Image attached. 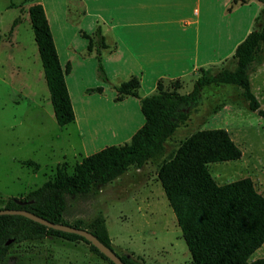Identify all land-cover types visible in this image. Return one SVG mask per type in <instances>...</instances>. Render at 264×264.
<instances>
[{
	"label": "rangeland",
	"instance_id": "obj_1",
	"mask_svg": "<svg viewBox=\"0 0 264 264\" xmlns=\"http://www.w3.org/2000/svg\"><path fill=\"white\" fill-rule=\"evenodd\" d=\"M39 0H0V197L23 199L29 192L52 180L56 169L62 167L73 174L74 165L112 143L107 124L116 107L100 102L78 103V121L57 125L50 103L38 49L28 16V8ZM42 1V0H41ZM90 8L89 26L97 12L105 14L102 0H84ZM244 0H236V2ZM49 12L54 10V26L62 18L63 5L68 19L79 20L77 0H43ZM246 2V1H245ZM78 5V4H77ZM113 6V4H111ZM61 6V7H60ZM262 9V5L260 6ZM115 9V8H113ZM117 9V8H116ZM115 9V10H116ZM116 16L118 12L111 11ZM106 15V14H105ZM104 15V16H105ZM242 18L249 20L248 13ZM101 19V18H100ZM242 21V28L247 26ZM264 21L261 12L254 29ZM92 24V23H90ZM234 26V25H233ZM232 28L228 44L234 42L238 30ZM229 30V29H228ZM54 36L57 29L54 27ZM60 33V32H59ZM229 33V32H228ZM59 51H67L62 38L56 40ZM71 51H88L87 41L68 34ZM231 55L223 63L211 66V73L220 69L233 70ZM194 78L185 79L181 94L189 93ZM251 88L264 109V63L250 75ZM171 82L167 89H171ZM85 114V116L83 115ZM118 114V112H117ZM107 117V119H105ZM106 121V122H105ZM89 123L91 145L85 146L80 130ZM107 123V124H106ZM201 129H224L239 147L242 156L237 161L210 163L209 172L218 185L250 178L256 190L264 196V120L251 112L240 99L239 90L227 86L204 88L199 105L181 124L166 144L165 158L171 157L179 145ZM85 131V130H84ZM31 161L33 164L24 165ZM37 165V167L35 166ZM156 165L149 164L137 172L127 173L101 188L99 192L67 196L64 219L79 223L88 230L103 223L118 255H127L138 264H192L191 256L176 218L157 182ZM147 189L157 197L152 200ZM149 198V199H146ZM155 197V196H154ZM3 204L0 203V208ZM264 258V244L249 261ZM0 264H111L80 240L46 237L41 241L15 244Z\"/></svg>",
	"mask_w": 264,
	"mask_h": 264
},
{
	"label": "trees",
	"instance_id": "obj_2",
	"mask_svg": "<svg viewBox=\"0 0 264 264\" xmlns=\"http://www.w3.org/2000/svg\"><path fill=\"white\" fill-rule=\"evenodd\" d=\"M257 1L262 3L264 14V0ZM28 16L54 118L57 125L63 127L75 119L65 83L70 66L62 69L60 65L42 5H31ZM82 37L87 41V50L96 53L98 78L107 82L100 59L101 51L107 48L101 28L98 26L91 36L83 34ZM231 58L235 62L233 70L220 69L212 74L210 68L199 69L193 88L187 94L179 92L182 87L179 80L173 82L171 89L158 83L154 93L140 99L144 124L128 143L107 146L83 158L74 165L73 174L58 167L52 180L44 182L23 199L2 200L0 197L3 204L0 209L25 210L52 223L87 230L114 252L104 222L88 230L64 219L65 199L99 192L130 168L141 169L149 162L158 163L157 180L175 215L192 264H264V258L249 261V257L264 244V196L250 178L218 185L208 169L210 163L241 158L242 152L229 133L224 129L198 130L185 139L171 157L165 158L167 142L197 108L206 87L238 89L240 99L248 109L264 120V109L250 83V75L264 63V21L236 47ZM139 89L140 82L136 77L120 83L115 87V101L128 96L140 98ZM28 164L33 163L24 162V165ZM16 200L24 204L19 205ZM49 236L88 243L80 236L48 229L23 216H0V262L6 259L13 245L41 241ZM116 255L124 264H138L127 255Z\"/></svg>",
	"mask_w": 264,
	"mask_h": 264
},
{
	"label": "crops",
	"instance_id": "obj_3",
	"mask_svg": "<svg viewBox=\"0 0 264 264\" xmlns=\"http://www.w3.org/2000/svg\"><path fill=\"white\" fill-rule=\"evenodd\" d=\"M37 3L44 9L62 69L70 66L65 83L74 111L73 122L78 121L77 108L83 113L87 110L78 105L79 101L108 100L116 107L118 114L116 112L114 117H109V123H106L112 143L105 144L102 149L128 143L143 126L140 99L154 93L158 83L167 89L171 82L179 80L183 87V81L188 77L197 78L199 69L219 65L232 56L254 28L262 5L257 0H102L106 15L97 12L102 25L93 18L92 24L88 22L89 26L85 27L87 18L91 17L90 8L85 6L84 0H77L78 5L75 4V8L80 10L77 12L79 20H69V12L63 5L62 18L55 26L54 10L49 12L43 0ZM111 11L121 15L116 16ZM245 13H248L249 20H243L242 14ZM241 20L247 23L245 28L241 27ZM98 26L107 45L100 54L107 82L97 76L95 51H71L70 43L66 42L68 34L84 39L83 34L91 36ZM232 26L238 34L234 42L228 44V35L233 36ZM54 27L67 51L58 50ZM132 77L140 82V98L128 96L122 101H115V87ZM84 130H80L79 136H82L85 146H90L89 123ZM149 164H155L158 169V163L151 162L141 169ZM141 169L135 170L140 172ZM146 192L152 200L157 199L150 189Z\"/></svg>",
	"mask_w": 264,
	"mask_h": 264
},
{
	"label": "water",
	"instance_id": "obj_4",
	"mask_svg": "<svg viewBox=\"0 0 264 264\" xmlns=\"http://www.w3.org/2000/svg\"><path fill=\"white\" fill-rule=\"evenodd\" d=\"M16 202L19 205L24 204L23 202L19 200H16ZM3 215L23 216L33 222H36L40 225L45 226L48 229H53L59 232L80 236L85 241H87L90 245H92L96 250H98L103 256H105L113 264H124L122 260L111 249L104 246L93 234H91L87 230L75 228V227L68 226V225L52 223L25 210L0 209V216H3Z\"/></svg>",
	"mask_w": 264,
	"mask_h": 264
}]
</instances>
